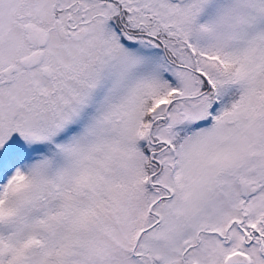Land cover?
<instances>
[{
  "label": "snow or ice",
  "instance_id": "snow-or-ice-1",
  "mask_svg": "<svg viewBox=\"0 0 264 264\" xmlns=\"http://www.w3.org/2000/svg\"><path fill=\"white\" fill-rule=\"evenodd\" d=\"M0 264H264V0H0Z\"/></svg>",
  "mask_w": 264,
  "mask_h": 264
}]
</instances>
